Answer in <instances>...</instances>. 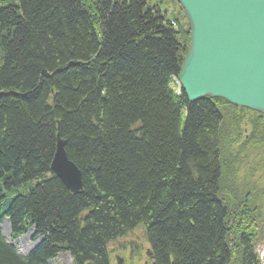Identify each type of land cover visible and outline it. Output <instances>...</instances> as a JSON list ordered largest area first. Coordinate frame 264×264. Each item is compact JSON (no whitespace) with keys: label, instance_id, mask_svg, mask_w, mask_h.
<instances>
[{"label":"trees","instance_id":"1","mask_svg":"<svg viewBox=\"0 0 264 264\" xmlns=\"http://www.w3.org/2000/svg\"><path fill=\"white\" fill-rule=\"evenodd\" d=\"M150 3L0 0V224L42 239L24 258L0 232V264L62 252L110 264L109 243L138 227L154 264H260L251 226L234 238L229 221L244 223L263 190L253 184L233 212L223 188L222 107H239L188 100L176 84L188 32ZM58 137L81 193L50 171Z\"/></svg>","mask_w":264,"mask_h":264},{"label":"water","instance_id":"2","mask_svg":"<svg viewBox=\"0 0 264 264\" xmlns=\"http://www.w3.org/2000/svg\"><path fill=\"white\" fill-rule=\"evenodd\" d=\"M177 2L189 22L190 45L178 76L188 100L219 98L264 115V0ZM50 171L72 193L82 192V173L59 137Z\"/></svg>","mask_w":264,"mask_h":264},{"label":"rangeland","instance_id":"3","mask_svg":"<svg viewBox=\"0 0 264 264\" xmlns=\"http://www.w3.org/2000/svg\"><path fill=\"white\" fill-rule=\"evenodd\" d=\"M150 2L151 7L156 6L161 14H164L168 19L175 22L174 28L176 30L188 32L189 41L185 37L182 38V44L184 42V45L188 47L190 43L189 22L183 8L178 4L177 0H150ZM222 109L225 113L226 123L224 132L225 140L223 141L222 149L225 165L229 167V179L226 178L223 188L224 195L228 199L232 211H235V207L240 203L241 198L251 192L250 188L253 184H258L263 190V196L261 198L256 199L252 197L253 204H251L252 206L249 209L250 215L246 217L244 223H240L239 220L241 219H239L238 214L231 216L232 219L229 221L231 235L234 238L235 236L238 237L243 229L251 226V230L255 232V237H257L255 247L260 264H264V255L262 253L264 250V146L259 148L257 145V142L259 143L261 141L258 136L261 132L251 122V119H255L256 117L248 109L244 112L240 111L239 108L235 110L232 107L226 106H223ZM257 117L259 116L257 115ZM261 124L263 125L264 123L261 122ZM254 129L258 133L256 138L252 139ZM262 135L264 134L261 133V138ZM234 181L237 183L235 198L231 197L232 193H227L230 192L228 190L232 189V183ZM239 187L241 188L242 197L238 194ZM260 188L259 190H261ZM237 197L240 200H237ZM5 223L6 221H3V225ZM4 233L5 238L11 239L8 230H5ZM32 233L34 234V231L31 230L30 233L28 232L26 233L27 235L16 240L20 247L19 252L21 255L26 256L41 241L38 238L33 239L34 236L32 237ZM149 248L144 229L138 227L132 232L109 243L108 252L110 264H119L118 259L122 260V264H151V260L147 256ZM49 264H73V259L68 252H62L51 260ZM235 264H240L239 255L237 256Z\"/></svg>","mask_w":264,"mask_h":264},{"label":"bare ground","instance_id":"4","mask_svg":"<svg viewBox=\"0 0 264 264\" xmlns=\"http://www.w3.org/2000/svg\"><path fill=\"white\" fill-rule=\"evenodd\" d=\"M4 229V231L6 230H8V225L7 224H4L3 226H2V230ZM4 231H3V234H5L4 233ZM8 232H9V230H8ZM30 233V232H29ZM25 235H27V234H25ZM24 235V236H25ZM6 236V235H5ZM6 241H9L7 238H5V237H3ZM16 246H17V248H18V250L20 249V247H19V245L16 243ZM22 248V247H21ZM262 253H263V255H264V250L262 251Z\"/></svg>","mask_w":264,"mask_h":264}]
</instances>
